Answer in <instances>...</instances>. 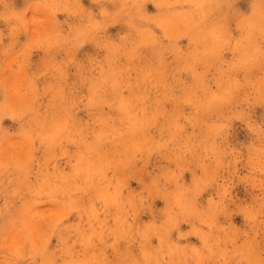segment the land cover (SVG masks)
Instances as JSON below:
<instances>
[{
	"label": "clouds",
	"instance_id": "9594fccd",
	"mask_svg": "<svg viewBox=\"0 0 264 264\" xmlns=\"http://www.w3.org/2000/svg\"><path fill=\"white\" fill-rule=\"evenodd\" d=\"M0 264H264V0H0Z\"/></svg>",
	"mask_w": 264,
	"mask_h": 264
}]
</instances>
